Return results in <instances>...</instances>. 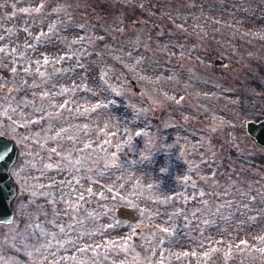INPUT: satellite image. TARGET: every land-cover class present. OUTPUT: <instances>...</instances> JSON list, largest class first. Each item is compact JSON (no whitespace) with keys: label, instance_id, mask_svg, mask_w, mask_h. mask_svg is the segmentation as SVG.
I'll return each mask as SVG.
<instances>
[{"label":"rangeland","instance_id":"rangeland-1","mask_svg":"<svg viewBox=\"0 0 264 264\" xmlns=\"http://www.w3.org/2000/svg\"><path fill=\"white\" fill-rule=\"evenodd\" d=\"M0 49V134L18 147L0 264H203L173 250L186 213L143 195L145 174L152 196L160 174L187 202H236L214 263L264 264V148L242 126L264 115V0H0ZM129 162L148 170L106 179Z\"/></svg>","mask_w":264,"mask_h":264},{"label":"trees","instance_id":"trees-1","mask_svg":"<svg viewBox=\"0 0 264 264\" xmlns=\"http://www.w3.org/2000/svg\"><path fill=\"white\" fill-rule=\"evenodd\" d=\"M229 146L231 147L230 148L231 155L235 157L236 152L233 150L231 143L229 144ZM119 164H121V163H118L116 165H119ZM124 166L125 167L114 166L112 168V170L110 171L111 177H108V175L106 174V176H107L106 179L108 181L115 179V178H113V175H115V176L121 175L124 173L123 172L124 170H125V172L133 170L136 174H140V175L145 174L148 170V169H146V167H142L143 165H141V167L140 166L135 167V165L132 162L127 163V165L124 164ZM127 173L133 174L132 172H127ZM167 180H169V179L163 178L159 174V180H157V181H160V184H162L160 186H162L164 188L165 195L163 194L164 192H162L158 196H152V195H150V193L148 191H146L144 189V185L146 183L150 184L152 182H155L153 178H150L146 174L142 180L144 182V183L142 182L143 187L139 188L138 190L143 195H145L146 197L151 196L155 202L162 204L165 208H168L170 204L175 203L176 201L182 203V207H180L179 209H181L182 211H184L186 213V217L180 218V213H177L179 217L176 215L177 221L172 220L174 222L173 227H170V226L166 227L169 230V236H170V241H171L170 244L173 246V250H175L176 252H187L190 254H192V253L202 254L206 259V261L203 264H215L214 259L223 257L225 255L223 252L224 251L223 250V244H227V246L230 244L231 240H230V238L227 237L228 236L227 233L223 232L221 225L223 227H225V229H229V231L230 230L232 231L233 225L230 223L235 218V217H233V215L237 214L235 206H234V204L236 202L228 201V200H222L220 202L221 203L220 207H219V204L215 206V205H213L212 202H213L214 198L217 197V195L215 194V192H210V191L207 192L206 194L202 195V196L193 195L194 197H192L191 200H188V202H187V200H185L184 196H182V195L180 196L179 193H175L172 191V189H171L172 186L168 185ZM122 183L126 185V184H129L130 182H129V179L126 178L125 180H123ZM155 186H157L156 183H155L154 187ZM117 193H120V192H117ZM160 199L162 201H160ZM163 200H165V201H163ZM204 202L205 203L208 202V205H206ZM210 203H212V204H210ZM223 204H226V206L223 207ZM260 206L264 209V203H261ZM251 207H253V206L251 205ZM103 216L104 217H102V218L107 223V216H105V214H103ZM173 216L174 215L170 216L171 219L173 218ZM184 219H189V220H187L188 222H186V223H187V227H191L190 230H188V232H185L187 234H184V232H183L184 228L182 227L183 226L182 222ZM202 220H204V221H202ZM221 220H223V221H221ZM222 222L226 223V224H223ZM155 223H156V221H155ZM212 232H213V234H212ZM212 236H214V237L217 236V240L212 241V239H211ZM13 240L15 242H17L20 247L26 241H28V242L32 241L30 238L22 239L19 236L15 237ZM220 240L222 242H220ZM260 240L261 239L251 241V240L246 239V241H245V240L241 239V241L243 243L242 245H238V243H236V241H235L234 242V245H235L234 250L235 251L237 250V252H241V251H244L245 249H248L251 252L255 249L253 244L254 243H260L261 242ZM110 244L111 245H117L113 242H110ZM166 245L162 244L161 247L163 246L164 248L166 247V249L170 250V246L169 245L166 246ZM235 247H237V249ZM110 248L111 247H109L107 245V246H105L104 249H107V250H105L107 253H110V251L111 252L115 251V250L110 249ZM170 252H172V250ZM241 255L245 256L243 253L242 254H239V253L236 254L235 253L233 256V260L234 261L239 260V257ZM106 256L110 257L109 255H106Z\"/></svg>","mask_w":264,"mask_h":264},{"label":"water","instance_id":"water-1","mask_svg":"<svg viewBox=\"0 0 264 264\" xmlns=\"http://www.w3.org/2000/svg\"><path fill=\"white\" fill-rule=\"evenodd\" d=\"M223 59V60H221ZM215 59L214 65L221 66L227 62L226 57ZM134 90L141 93L135 80H131ZM1 91L10 94L13 87L3 85ZM245 133L260 147L264 148V115L253 119H246L243 124ZM7 151V157L0 162V223L7 224L12 222L15 210L12 201L17 192V185L10 175V168L16 162L18 147L15 141L5 135L0 134V152Z\"/></svg>","mask_w":264,"mask_h":264},{"label":"snow or ice","instance_id":"snow-or-ice-1","mask_svg":"<svg viewBox=\"0 0 264 264\" xmlns=\"http://www.w3.org/2000/svg\"><path fill=\"white\" fill-rule=\"evenodd\" d=\"M0 51H2V49H0ZM6 157H7V151L0 152V162H3L6 159Z\"/></svg>","mask_w":264,"mask_h":264}]
</instances>
